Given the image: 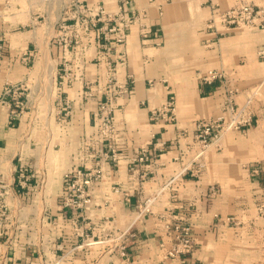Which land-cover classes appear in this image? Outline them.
Here are the masks:
<instances>
[{"label": "crops", "instance_id": "0c3cea01", "mask_svg": "<svg viewBox=\"0 0 264 264\" xmlns=\"http://www.w3.org/2000/svg\"><path fill=\"white\" fill-rule=\"evenodd\" d=\"M20 1L30 0H0V18L16 17L11 4ZM49 1L53 0H43V12L52 8ZM71 1L113 11L125 0ZM238 1L127 0L145 17L129 29L124 46L111 44L103 54L93 45L98 62H86L83 69V81H100L104 61H116L120 50L126 54L118 77L130 74L134 85L130 98L117 101L116 161L104 156L106 146L95 128L98 98L81 101L82 81L76 68L77 77L66 86L70 116L54 129L56 160L51 163L46 156L40 166L31 153L18 157L16 148L29 128L28 113L12 125L9 98L3 91L6 82H25L30 75L28 62L12 53L14 26L0 21V33L10 36L0 66V182L5 185L0 205L7 207L0 236L3 264L161 263V216L169 207H175L174 213L191 227L195 249L184 258L187 264H264V27H224L218 22L215 28L208 27L214 11H225ZM249 1L264 7V0ZM54 10L59 13L60 7ZM259 21L264 23V13ZM141 24L148 30L145 39L140 36ZM27 44L22 40L17 48ZM91 48L85 50V60ZM210 70L223 77L205 81ZM169 97L174 98V120L152 122L150 110L162 107ZM245 105L253 113L250 127L224 129L220 139L205 149L194 141L197 121L222 118L228 123L229 107ZM155 143L163 146L154 150L149 164L140 165L139 174L145 176L130 179L129 158L142 148L152 150ZM25 165L34 168L33 175L20 189L17 172ZM74 166L98 168L91 203L82 215L60 207L62 175ZM189 166L200 167L199 173L191 176ZM152 197V213L137 219V206ZM130 230L134 240L123 236ZM122 243L125 259L117 248ZM165 263L179 264V259Z\"/></svg>", "mask_w": 264, "mask_h": 264}, {"label": "built area", "instance_id": "2783aa9c", "mask_svg": "<svg viewBox=\"0 0 264 264\" xmlns=\"http://www.w3.org/2000/svg\"><path fill=\"white\" fill-rule=\"evenodd\" d=\"M70 14L65 17L60 16L56 22L57 28V44L63 49L65 53L73 54L75 50H86L95 45L100 52L107 53L111 44L122 47L127 40L129 29L138 23L140 19L145 17V13L133 10L128 6L127 0L123 1L115 10L108 11L104 7L90 6L80 1H71L69 4ZM72 10V12H71ZM264 13V7L258 8L253 2L240 0L231 8L225 11H214L213 18L208 23L209 28H215V23L223 25L224 27H247V28H263L264 23L259 21V15ZM140 36L142 39L147 38L148 30L146 27L140 25ZM4 55V41L0 37V66L3 62ZM105 57L104 55L102 56ZM84 60V63L82 62ZM23 60L27 61L25 57ZM98 61V59H87L75 57L73 64L70 59L63 58V74L58 73V85L60 88L68 84L77 77L73 75V69L79 71L78 77L82 81V91L84 97H98L96 90L100 97L97 99L95 128L99 138L106 146L104 156L107 160H117V150L115 143L118 139V129L115 124L114 107L115 100L118 97L130 98L133 94V79L132 75L127 74L124 78L118 77V70L126 63V54L124 51H119L116 61L107 59L104 61V73L102 79L97 82L83 81L84 64L87 62ZM70 72V73H67ZM223 74L220 71L210 70L205 73L203 79L211 81L213 79H220ZM94 84L95 89H93ZM18 87L14 84L6 82L3 95L9 98V117L10 123L13 125L16 119L24 113L23 103L19 100L17 95ZM60 90V89H59ZM62 90L60 95L65 94L64 97L57 99L56 113L60 116L59 120L62 122L67 119L71 113V100L68 99L67 93ZM231 100L228 98V103ZM231 118L228 123H225L222 118L217 119H203L196 122L194 127V141L198 142L200 146L205 149L211 144L216 143L221 136V132L229 129L239 131L242 128L250 127L252 125V115L250 112L244 114V109L233 110L229 107ZM174 98L169 97L164 105L160 108H153L150 110V119L152 122L159 120L173 121L174 120ZM243 115V116H242ZM242 118L239 120V118ZM246 117V118H245ZM245 118V119H244ZM152 138H154L152 136ZM163 144L155 143L152 150L142 148L137 154L129 158V177L136 178L138 175L144 177L145 174H139V168L142 164H149L154 150L162 147ZM200 167L187 168V173L191 176H196L199 173ZM98 168L94 167L90 170H85L80 166H74L62 175V191L60 197V207L65 212L79 213L82 215L91 203L92 186L97 179ZM32 175H28L26 169L19 168L17 172V185L20 189L27 187L28 179ZM213 191V189H211ZM114 193L116 188H112ZM5 193V185L0 182V196ZM155 198H148L143 203L137 206V219L145 214H150ZM175 207H169L166 215H162L163 220L162 231L163 235L159 243L160 249L164 250L162 262L164 264L168 260L179 259V264H187L185 257H189L195 249V242L191 235L190 224L182 216L174 213ZM7 216V207L1 202L0 205V236L3 235V222ZM76 223V222H74ZM77 227V225H76ZM75 231H77L75 229ZM123 236L130 240H134L136 235L130 230L123 234ZM114 247H112L113 249ZM121 258L127 257L125 244L117 246ZM4 255L0 252V263L3 262ZM166 264V263H165ZM200 264V263H193Z\"/></svg>", "mask_w": 264, "mask_h": 264}, {"label": "rangeland", "instance_id": "374dc122", "mask_svg": "<svg viewBox=\"0 0 264 264\" xmlns=\"http://www.w3.org/2000/svg\"><path fill=\"white\" fill-rule=\"evenodd\" d=\"M47 3L52 4V6L50 7L54 9L56 7H60V12L56 13L55 10L52 8L50 10H47V13L43 12L42 8H44L46 5L45 3H43V0H30L29 2L26 1L24 3L20 1L18 4L15 5H13V3L11 4V6H15L14 9H12L15 10L12 14H14L16 17L13 16L12 18H0V21L4 24L11 23L10 25L14 26L15 38L11 41L13 45H15V48L13 49L12 53L17 59L22 60L25 57L28 59L26 69L29 71L30 75L28 81H26V79L25 82H16L14 84L15 87L19 88V90L17 91V95L20 97L19 100L23 103V114L25 115V113H28L27 122H29V128H26L27 133L24 134L23 143L17 146L16 153L18 154V157L20 156V154L26 155L27 153H31V155L37 156L38 161L40 162V166L43 165L46 156H48L51 163H54V161L56 160L54 151H56L58 148L54 147V129L56 124L62 123L59 120L60 116L56 113V109L58 107L57 99H59L60 96H65V94L63 93L60 95V93L62 90L66 91V86L70 85H66L64 89L60 88L58 85V73L61 75L63 74V66L62 64L60 65V61H62L63 58L74 59L75 54L78 58L86 56L85 50L81 49L75 50L73 54L65 53L56 42V22L58 21L60 16L64 17L63 14L66 13L65 17L70 14H68V11H70L69 0H53ZM29 4L30 6L27 11L26 6ZM24 7L25 13L23 12ZM258 29L263 30V28L260 27ZM11 36H13V34ZM0 37L3 39L5 45L9 44L10 36L8 34L4 35L0 33ZM22 40L28 43L27 47H25L24 49L17 48L18 42ZM92 52H94L93 46L91 48V53L87 56L86 59H97V56L94 57V54ZM7 53L9 54V51ZM4 54L6 55V51ZM95 62L96 60L89 63L93 64ZM103 73L104 68L102 67V75ZM15 74H18L17 70L15 71ZM91 86H93V89H95L94 84H92ZM83 91H81L80 96L82 102H86L88 101V99L96 98L84 97ZM95 93L96 96H98L97 98H99L100 94H98L97 90ZM68 99H70L69 96ZM119 100H125V98L118 97L115 100L113 117L115 118L116 127L118 121V119H116V111L119 108L117 101ZM236 109L237 108L234 106V110ZM242 109H244L245 115L247 114V112H250L251 115H253L251 109L247 105L242 106L237 110L239 111ZM22 116L23 115H21L20 117ZM241 119L242 118L240 117L239 120ZM30 127L33 128L32 131H30ZM18 157H16V159ZM21 169H26L28 175H33L34 168L25 165L22 166ZM36 169L41 168L36 167ZM261 210H263V207L261 208ZM12 231L19 233L21 232V229L17 231H15L14 229H9L7 232ZM11 240H13V236L11 237L9 242ZM19 241H21V238H18L15 244H21L19 243ZM8 244L9 243H7V245ZM0 264H3V262H1Z\"/></svg>", "mask_w": 264, "mask_h": 264}, {"label": "trees", "instance_id": "16d2710c", "mask_svg": "<svg viewBox=\"0 0 264 264\" xmlns=\"http://www.w3.org/2000/svg\"><path fill=\"white\" fill-rule=\"evenodd\" d=\"M17 122V121H16Z\"/></svg>", "mask_w": 264, "mask_h": 264}]
</instances>
